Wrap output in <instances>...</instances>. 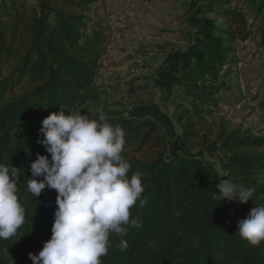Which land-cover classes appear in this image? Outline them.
I'll use <instances>...</instances> for the list:
<instances>
[{
    "label": "trees",
    "instance_id": "trees-1",
    "mask_svg": "<svg viewBox=\"0 0 264 264\" xmlns=\"http://www.w3.org/2000/svg\"><path fill=\"white\" fill-rule=\"evenodd\" d=\"M98 2L0 0V164L23 169L18 197L26 213L16 235L0 239V264H33L29 253L38 255L52 235L56 191L46 187L35 197L27 189L37 154L51 159L38 143L42 120L62 110L100 116L89 111L103 95L95 85L107 42L92 21ZM191 9L190 44L171 51L157 72L159 102L103 110L126 132L127 178L141 175L147 202L130 209L141 226L128 227L126 249L110 234L102 264H264V242L251 246L237 230L264 205V138L216 131L205 118L228 89L236 45L258 33L233 0H193ZM259 35L264 44V27ZM227 179L254 188L251 199H215L216 184Z\"/></svg>",
    "mask_w": 264,
    "mask_h": 264
},
{
    "label": "clouds",
    "instance_id": "clouds-1",
    "mask_svg": "<svg viewBox=\"0 0 264 264\" xmlns=\"http://www.w3.org/2000/svg\"><path fill=\"white\" fill-rule=\"evenodd\" d=\"M38 140L48 156L37 154L30 164L28 191L35 197L47 187L54 189L57 208L51 238L38 255L29 253L33 264H102L107 256L110 234L121 237L117 247L124 250L128 227H140L131 219L130 209L143 207L144 188L139 173L127 178L131 165L121 153L126 132L108 122L106 114L89 119L77 111L51 113L42 120ZM23 169L0 164V239L17 234L25 223L26 213L18 191ZM42 179H38L41 178ZM215 199L247 203L254 188L237 186L230 180L216 184ZM241 239L251 246L264 242V205L256 206L237 223Z\"/></svg>",
    "mask_w": 264,
    "mask_h": 264
},
{
    "label": "rangeland",
    "instance_id": "rangeland-1",
    "mask_svg": "<svg viewBox=\"0 0 264 264\" xmlns=\"http://www.w3.org/2000/svg\"><path fill=\"white\" fill-rule=\"evenodd\" d=\"M233 1L247 10L249 25L258 34L236 45L234 64L228 67V89L212 115L205 118L216 131L225 128L252 139L264 138V44L259 35L264 27L263 2ZM192 2L99 0L92 21L105 29L107 42L95 81L103 94L102 103L91 107V114L101 115L104 108L127 113L139 105L159 102L158 70L171 51L184 50L191 42L193 31L187 19ZM163 110L173 114L171 107ZM215 162L220 170V162Z\"/></svg>",
    "mask_w": 264,
    "mask_h": 264
},
{
    "label": "crops",
    "instance_id": "crops-1",
    "mask_svg": "<svg viewBox=\"0 0 264 264\" xmlns=\"http://www.w3.org/2000/svg\"><path fill=\"white\" fill-rule=\"evenodd\" d=\"M245 10V9H244ZM245 12H247V10H245Z\"/></svg>",
    "mask_w": 264,
    "mask_h": 264
}]
</instances>
